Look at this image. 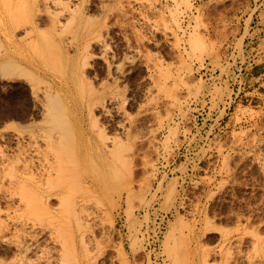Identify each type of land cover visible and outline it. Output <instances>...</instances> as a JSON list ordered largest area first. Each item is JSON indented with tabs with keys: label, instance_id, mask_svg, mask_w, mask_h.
I'll list each match as a JSON object with an SVG mask.
<instances>
[{
	"label": "rangeland",
	"instance_id": "374dc122",
	"mask_svg": "<svg viewBox=\"0 0 264 264\" xmlns=\"http://www.w3.org/2000/svg\"><path fill=\"white\" fill-rule=\"evenodd\" d=\"M88 3L76 35L92 39L89 53L31 48L0 5V65L11 56L30 73L0 66V264H60L63 241L79 264H264V0ZM46 90L75 99L90 134L63 137L87 166L64 194L36 195L49 206L37 217L20 172L28 165L38 181L47 166L46 143L30 135L48 126ZM101 132L110 149L98 147ZM102 159L120 174L106 176ZM90 176L97 193L80 189ZM19 241L38 248L22 254Z\"/></svg>",
	"mask_w": 264,
	"mask_h": 264
},
{
	"label": "bare ground",
	"instance_id": "6f19581e",
	"mask_svg": "<svg viewBox=\"0 0 264 264\" xmlns=\"http://www.w3.org/2000/svg\"><path fill=\"white\" fill-rule=\"evenodd\" d=\"M88 1L89 0H81L80 4H74L73 5L72 0H0V5L3 6L2 9L4 8L5 15L7 17V22L5 23V26H8V28H10L13 31H14V29H17V28L19 29V27H20V29H22V28L25 29V27L28 28L26 33H24V35L22 34L26 38H24L22 35L21 36L23 37V39H26L27 45H30L31 48L49 49V50L52 49L55 51L56 50L62 51L65 49V45H68L70 48L73 47L76 50H83V51L88 52L89 47L92 44V39H90V38L86 39V38L82 37L83 38L82 40H77V35H76V32L78 33L79 30H81L82 26H84V22H85L84 11L87 10L89 7L85 3H88ZM2 9H0V10H2ZM2 12H3V10L0 11V19H2L1 18ZM87 13H89V12L87 11ZM37 20H40V23L37 22ZM88 22H89V20H88ZM39 25H49L48 27H50L49 28L50 30H48V31H44V30L41 31L42 29L38 30L40 27ZM88 26H89V24H88ZM101 26H99V30H101L100 29ZM13 31H11V33ZM90 31H92V30H90ZM14 33H12V34H14ZM100 33H101V31H100ZM68 34H71L73 36V38L72 39L70 38V40L69 39L66 40L65 38H63L65 36L67 37ZM98 36H99V34H98ZM98 36H97V38H100ZM14 42H16V41L14 40ZM22 44H24V43H22ZM20 46H22V45H20ZM41 51L42 50H40V52ZM59 51H58V53H59ZM57 56H59V55H57ZM60 56H62V53ZM64 58H65V60H67L66 57H63V59ZM61 60H62V58H61ZM81 60H83V59H81ZM70 61H71V59H70ZM86 63H87V61H86ZM86 63H84V64H86ZM81 65H82V67L85 66L83 64H81ZM0 66L2 67L1 70H3V72L5 73L6 76L7 75L8 76L15 75V74H17L16 72H18L20 76H23V77L29 76L30 77V73H28V71H26L24 69V67H22V65H20L11 56L7 59L6 62H4ZM34 81H37V80L34 79ZM45 82H47V81H45ZM39 83H40V81H39ZM87 86H89V85H87ZM47 87H49V86H47ZM51 88L52 87H50V90H51ZM32 90H33V94L38 96V92L40 91V89L35 86L32 88ZM44 95H45V98L48 102L47 105L45 106L47 108V111L45 110L47 112V117H46L47 119L45 120V124L48 126H46V128L43 129L42 132H39L38 135L33 134V133H31L30 135H32V137L34 139H37L38 137H40L46 143L47 149H46V154L44 155V157H45L47 166L46 165L43 166V170H41V174H39L40 175L39 177H41V179L38 181H36V178L33 174L34 171L31 172V170H29L28 165H24L22 172H20L23 175V180H24L21 183L22 190L28 195L35 196V198L33 197L34 199L27 198V197L25 198L24 201H26L27 210L35 212V215H38L37 217H41L40 212H42L43 210L48 211L49 206H48L47 198L44 200L41 199V201L39 202L40 199L37 198L36 195L41 193L40 195L44 194L46 196H49L51 194V192H54L56 190H58L60 193L64 194V192H66V190H67L66 187L68 186L66 184V179H68L74 175L79 174L80 169L84 168L86 165V163H85V165L83 166V164H82L83 162H82V160H80V152L82 150L80 144H76V143H67L66 144L64 142L63 137H65L67 139L70 137V140L74 139V140H77L78 142H80L83 139V137L85 136V133L90 134L89 131L84 127L83 122H81V119L80 120L77 119L78 116H76L77 115L76 112L78 111L79 108L77 109V106H76L75 101H74L75 99L74 100L72 99L74 102L72 100H70L71 101L70 104L65 106L64 100L59 93L52 95L51 91L46 90V91H44ZM75 98H76V96H75ZM66 108H68V113L70 114V116H68V118H66V119H63L64 111ZM20 115H19V118H21V116L24 114H22L21 116ZM80 118H82V117H80ZM41 122H44V121L42 120ZM33 124H35V123H33ZM43 126L45 127V125H43ZM18 128H20V125ZM16 130H19V129H16ZM55 130L59 133H54ZM68 133L70 135H68ZM99 137H100V141L98 140V144L97 143L96 144L98 145V147L100 149L104 150L105 148L103 149V146L107 145L108 138L102 132H101V136H99ZM113 143H114V147H113V149L112 148L111 149L113 150V153H116L117 149L119 148V143H117L116 141H113ZM107 146L109 147L110 145H107ZM109 149H110V147H109ZM106 153H108V152H106ZM40 154H42V153H40ZM8 156H9V154H8ZM9 158H11V156ZM18 159L20 160L19 157H18ZM18 159H17V161H18ZM96 160L100 161L101 159L100 160L96 159ZM14 161L11 160L9 162L10 172L12 174L17 173V171H18V168L16 167ZM113 162H111V160L110 161H103V159H102V163H104V164L102 166L101 165L100 166L102 168V171L105 172V174H106L105 167L109 170L108 171L109 173L107 172L106 176L112 175V177L115 178L117 176L116 174H120L121 170L119 169L117 164H114ZM110 163H113L114 165H111ZM30 167L32 168L33 166H30ZM40 168H42V167H40ZM34 170L37 171L36 167ZM38 170H40V169H38ZM35 175H37V174H35ZM98 182H99V180H98ZM85 183L86 182L82 183L83 186H82V184H79L80 189L82 188L81 189L82 191L85 190L86 192H96L97 193L98 190L101 189V185L99 183H97L96 179H94V178H92V180H91V185H85ZM100 183H102V182H100ZM108 188H109V186H108ZM102 191H103V189H102ZM22 196H24V195H22ZM35 199H36V202H35ZM60 202L64 205L66 204V207H68V209L71 211V215L76 217L75 221L80 220V218H79L80 215L78 216L77 209L75 208L76 204L73 200L62 199V201H60ZM60 206H62V205H60ZM80 210L83 212V208ZM81 211L79 213H81ZM49 212H50V210H49ZM27 214H28V212H27ZM82 225H84V224H82ZM34 240H36V239H34ZM22 242L23 241H21V242L19 241L16 244L18 251L22 254L23 253L27 254L30 251L33 252L34 250H36L38 248L37 242L34 244H31V245L30 244L28 245L27 243H25V241H24V243H22ZM254 251H258L256 246H255ZM59 256H60V258H59L60 264H79L78 263L79 258H78L77 248H76L74 242H72V241H63L62 242Z\"/></svg>",
	"mask_w": 264,
	"mask_h": 264
},
{
	"label": "built area",
	"instance_id": "2783aa9c",
	"mask_svg": "<svg viewBox=\"0 0 264 264\" xmlns=\"http://www.w3.org/2000/svg\"><path fill=\"white\" fill-rule=\"evenodd\" d=\"M162 229V228H161ZM159 233H161V232H159ZM154 249H156V246H155V248Z\"/></svg>",
	"mask_w": 264,
	"mask_h": 264
}]
</instances>
